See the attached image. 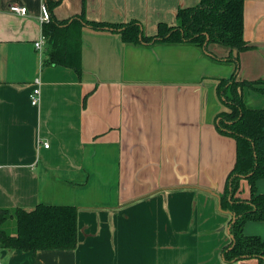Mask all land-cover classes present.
Returning <instances> with one entry per match:
<instances>
[{"label":"crops","instance_id":"1","mask_svg":"<svg viewBox=\"0 0 264 264\" xmlns=\"http://www.w3.org/2000/svg\"><path fill=\"white\" fill-rule=\"evenodd\" d=\"M57 1L58 21L84 11L94 22L137 21L153 36L158 23L176 25L178 9L200 0ZM44 2L0 0V208L75 207L78 244L0 248V263L259 264L226 263L222 254L231 214L220 199L236 142L216 128L225 108L216 86L232 74L236 82L264 81V0L244 2L250 47L231 52L236 65L217 44L132 45L117 32L84 26L80 75L43 64L47 44L42 54L34 48ZM35 78L38 106L29 99ZM255 186L264 193V179ZM241 188L245 199L249 187ZM243 233L264 237V222H246Z\"/></svg>","mask_w":264,"mask_h":264},{"label":"trees","instance_id":"2","mask_svg":"<svg viewBox=\"0 0 264 264\" xmlns=\"http://www.w3.org/2000/svg\"><path fill=\"white\" fill-rule=\"evenodd\" d=\"M247 0H200L193 7L178 9L176 25L158 23L156 34L145 36L137 21L125 24L94 22L84 11L67 21L53 15L57 0H45L50 18L41 26L47 52L43 64L63 66L81 73V32L84 26L93 30L117 32L124 43L163 42L190 43L202 50L217 44L230 50L228 60L235 65L238 58L232 51H245L250 46L243 39V6ZM264 94V81H235V75L219 79L216 93L225 109L216 128L236 142V162L228 174L221 206L231 214L228 246L223 249L226 263L256 258L264 264V237L243 233L246 222H264V193H257L255 183L264 179V108L245 102V94ZM249 187V196L239 197L241 182ZM78 211L72 206L37 205L32 209L0 208V248L4 250H70L78 244ZM234 217V218H233Z\"/></svg>","mask_w":264,"mask_h":264},{"label":"built area","instance_id":"3","mask_svg":"<svg viewBox=\"0 0 264 264\" xmlns=\"http://www.w3.org/2000/svg\"><path fill=\"white\" fill-rule=\"evenodd\" d=\"M10 10L12 12L18 13L20 15H25L26 14V9L24 7L20 6H10ZM50 14L45 7V5L42 3L40 7V16H39V21L41 24L46 23L49 21ZM46 44V40L43 34L39 36V38L34 41V48L40 53H43L44 47ZM30 103L33 106H38L40 102V80L39 78H35L33 81V88L31 90V93L29 95ZM44 148H48L49 144L47 142L42 143ZM2 264V263H0Z\"/></svg>","mask_w":264,"mask_h":264},{"label":"rangeland","instance_id":"4","mask_svg":"<svg viewBox=\"0 0 264 264\" xmlns=\"http://www.w3.org/2000/svg\"><path fill=\"white\" fill-rule=\"evenodd\" d=\"M247 94H249V93H246L245 98H246V102H248L247 103L248 106L254 107V108H264V94H258V93H255V92H251L249 94V95H251L250 96L251 97L250 98L251 101L247 99V97H246V96H248ZM224 109L225 108H222L221 110L223 111ZM241 186L244 187L245 189L247 188L246 183L241 184Z\"/></svg>","mask_w":264,"mask_h":264},{"label":"water","instance_id":"5","mask_svg":"<svg viewBox=\"0 0 264 264\" xmlns=\"http://www.w3.org/2000/svg\"><path fill=\"white\" fill-rule=\"evenodd\" d=\"M234 218V217H233ZM230 238L232 239V237L230 236ZM3 253H4V251H3Z\"/></svg>","mask_w":264,"mask_h":264}]
</instances>
